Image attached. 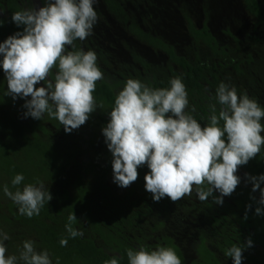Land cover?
Masks as SVG:
<instances>
[{
	"label": "clouds",
	"instance_id": "9594fccd",
	"mask_svg": "<svg viewBox=\"0 0 264 264\" xmlns=\"http://www.w3.org/2000/svg\"><path fill=\"white\" fill-rule=\"evenodd\" d=\"M96 2L47 0L39 8L12 14V22L22 25L23 30L0 43V68L7 82V95L14 101L24 99L25 118L41 120L47 113L63 125L65 133H70L98 107L93 92L103 73L97 66L96 53L67 50L77 39L83 41L92 35L98 20ZM53 68L57 69L54 82L49 79ZM41 82L44 86L38 87ZM216 100L220 105L218 114L216 105H210V123L201 127L185 111L187 92L179 77L170 80L169 88H150L140 80L128 79L101 130L112 156L113 182L121 188L129 187L138 179L137 169L146 165L149 171L144 176V187L154 202L165 197L175 202L190 196L195 185L199 200L211 197L214 204L222 205L223 198L231 196L241 182L236 175L238 167L246 165L264 147V107L246 94L238 96L236 88L225 83L216 89ZM245 177L252 191L260 192L255 214L264 215V188L260 187L264 174L246 173ZM23 180L24 176L17 174L11 183L15 187ZM204 184L208 187H202ZM4 194L28 218L39 215L53 199L42 182L17 187L14 192L5 186ZM250 207L246 206L244 219ZM68 221L69 236H83L82 231L72 227L77 221L74 212ZM8 239L6 233H0V264H18L17 256L5 255L4 241ZM67 243V239L60 240L61 246ZM252 245L248 238L244 244H234L225 255L232 258L233 264H242L243 252ZM126 255L128 264H182L170 247L128 249ZM19 260L23 264H51L48 252L37 251L32 240L23 242ZM105 264H119V260L113 257Z\"/></svg>",
	"mask_w": 264,
	"mask_h": 264
},
{
	"label": "trees",
	"instance_id": "16d2710c",
	"mask_svg": "<svg viewBox=\"0 0 264 264\" xmlns=\"http://www.w3.org/2000/svg\"><path fill=\"white\" fill-rule=\"evenodd\" d=\"M102 3L128 34L161 52L169 62L182 70L180 79L187 94L198 98L193 102L198 113L191 115L201 127L208 125L213 113L209 105L203 104V100L208 99L202 95L200 85L205 66L197 62L189 64L183 57L177 56L169 44L139 29L120 0H102ZM246 3L257 10L253 1L246 0ZM184 21L193 41L200 42L212 53H217L215 40L204 23L195 28L187 17H184ZM5 29L14 34L22 31L23 26L18 27L11 19L9 27L2 26V30ZM219 52L225 54L222 49ZM228 61L230 62L229 59ZM232 67L236 69V65ZM211 68L214 69V66L211 65ZM151 87L169 88L170 81H156ZM93 96L98 107L89 117V149L83 150L75 142L58 148L48 137L40 136L48 135L40 120L27 117L26 125L19 123L17 103L9 99L0 86V200H3V205L0 204V233L9 236L4 241L6 257L15 255L18 264H23L19 260L23 242L32 240L37 251L48 252L51 264H105L113 257L118 258L119 264H128L127 250H139L141 247L146 250L170 247L180 257L182 264H217L213 254L205 248L204 239H199L195 245V259L185 263L179 247L171 237L150 235L142 238L139 229L133 227L132 218L126 214L125 197L123 202L117 200L114 193L107 197L108 192L103 183L112 171V156L101 130L109 121L106 113L114 107L117 94L113 93L107 83L99 80ZM19 109L22 114L26 111L23 107ZM222 123L221 121V125ZM238 168L250 176L264 174V157L259 153L246 165ZM137 171L138 179L128 189L130 196H133L134 189L138 190L141 184H145L144 176L149 169L144 165ZM17 174H22L24 180L14 187L11 181ZM40 182L49 189L53 199L41 208L39 215L31 218L21 215L18 205L8 196L4 197L5 186L14 192L17 187L22 189L26 184L38 186ZM196 187L194 185L195 189ZM202 187L207 188L208 185L204 184ZM250 205L255 208L253 203ZM73 212L77 221L72 227L83 232V236L75 238L70 237L66 230L68 216ZM61 239H67V246H61ZM253 264H257L255 259Z\"/></svg>",
	"mask_w": 264,
	"mask_h": 264
},
{
	"label": "rangeland",
	"instance_id": "374dc122",
	"mask_svg": "<svg viewBox=\"0 0 264 264\" xmlns=\"http://www.w3.org/2000/svg\"><path fill=\"white\" fill-rule=\"evenodd\" d=\"M25 1L27 0L23 2ZM120 2L139 29L169 44L175 54L183 57L189 64L197 62L210 67L218 57L202 43L192 40L185 28L184 17H187L195 28L204 23L216 44L228 51L233 50L235 45L233 38H236L240 51L235 52V56L231 54L230 56L238 62L239 73L245 74L246 46L243 43L245 40L243 36L248 32L250 23L236 0H120ZM25 3L29 6L28 9L44 5L38 4L36 0L29 4L28 1ZM94 8L98 20L92 35L83 41L77 39L74 46H68L67 50L72 51L76 48L94 51L97 55V66L103 73L101 81L111 85L115 94L123 89L128 79L140 80L152 88L156 81L165 82L182 76L178 66L170 63L164 54L128 34L107 12L102 0H97ZM225 61L226 59L222 57V62ZM239 73L227 64L217 73L221 77V79L217 77V80L229 87H236L243 81ZM208 81L212 84L211 79ZM190 100L188 99V106L185 109L189 114L195 111ZM44 121L42 127L48 131V135L40 136L48 137L58 148L85 140L90 131L88 126L81 125L78 129L65 133L63 125H60L58 120L50 118L47 113L44 114ZM20 122L27 124L26 119L25 122ZM103 186L107 189L108 198L114 193L115 198L123 202L125 197L126 214L132 218L133 227L139 229L142 238L150 235L171 237L182 253L183 262L188 263L195 259L194 248L199 239H204L210 249L216 251L214 247L217 237L213 232V223L203 212L194 191L190 196L175 202L167 197L154 202L151 194L145 190L144 184H141L138 190L134 189L133 196H130L128 189L131 185L127 188L118 187L113 182L112 171ZM1 201L3 200H0V204L3 205ZM220 263L233 264L232 261L223 259Z\"/></svg>",
	"mask_w": 264,
	"mask_h": 264
},
{
	"label": "flooded vegetation",
	"instance_id": "af4514ba",
	"mask_svg": "<svg viewBox=\"0 0 264 264\" xmlns=\"http://www.w3.org/2000/svg\"><path fill=\"white\" fill-rule=\"evenodd\" d=\"M23 1L0 0V33H2V35H0V43H3V41L10 35H13L8 29L2 30V26L9 27V22H11L12 14L16 11L28 9L29 6H27L25 2L28 1L29 4L33 0H27L25 2ZM36 1L38 2V4L42 5L46 3L45 0ZM236 1L242 8V12L245 14V17L250 23L248 32L243 36L245 40L244 42L242 41L246 46V52L244 56L246 63L245 66H247V69L245 74L243 73L242 75L241 72L239 73L237 69L238 62H235V58L232 57L235 56V52L238 53L240 51L239 48H237L239 42L236 38H233L235 45L233 50L230 51H228L224 47H219L216 44L217 53H214V56L218 57L220 60L216 58V62L212 64L214 66V69H212L211 66L208 67L204 63L200 64L207 67H203V77L200 81L202 95H204V97L208 99L203 100V104L209 106L216 105L218 111L220 105L216 100V89L221 84V81L217 80V77H220L217 73L221 71V69H223L227 64L231 67L233 65H236V69L232 67L233 70L239 73L240 76H242V84H239L235 87L238 96L246 94L249 98L255 99L262 107H264V0H249L255 3L257 10H254L252 7H250L246 3V0ZM219 49H222L225 54L223 55L222 53H220ZM76 50L78 49H72V51ZM230 54L232 56H230ZM222 57L223 59H226L225 62H222ZM0 59H2V56H0ZM228 59L230 60V62L228 61ZM56 71L57 69L53 68L52 73L49 77V79L53 80V82ZM208 79L212 80V84L210 81H208ZM0 86L2 87L4 94L13 102L17 103V116L19 123H21L20 121L25 122V119L27 120V118L24 117L21 110L19 109L24 104V100L18 97L14 101L10 95H7V82L2 68H0ZM37 86H44L43 82H41V84ZM109 86L112 88L111 85ZM187 98L189 100H192V106L195 107L193 102L195 99H198L197 96H190L189 94H187ZM93 113L95 112H92L91 114ZM193 113H198L196 111V108ZM11 114L13 115L12 112ZM106 118L110 119L109 113H106ZM40 121L41 125L45 122L44 116ZM261 123L264 124V118H262ZM82 126L89 127V119ZM261 135L264 136V132H262ZM76 144L80 145L81 149L83 150L87 151L89 149L87 137L85 138V140L76 142ZM260 154L264 157V147L261 148ZM245 174L246 172L244 170L238 168L236 175L241 178V182L236 187L231 196L223 198L222 205L214 204L211 197L205 201L200 200L203 212L212 221V226L214 227L213 232L217 237V243L214 247L216 248V251L210 249L211 247L206 243L205 248H207L213 254L217 264H221L220 261L222 259L232 261L231 257H227L225 255L226 251L234 244H244V242L248 238L252 240L253 245L246 248V250L243 252L244 259L242 260V264H253L254 259L257 261V264H264V215L257 216L255 214V208L258 206L256 201L259 200L260 192L259 190H257L256 192L252 191V184L247 180ZM260 187L264 188V183H261ZM193 191L196 193V189L194 188V186ZM214 195H219V193H214ZM253 197L255 199H252ZM250 203H253L255 205V208L252 206L250 208H247V219H244L246 206L250 205Z\"/></svg>",
	"mask_w": 264,
	"mask_h": 264
}]
</instances>
